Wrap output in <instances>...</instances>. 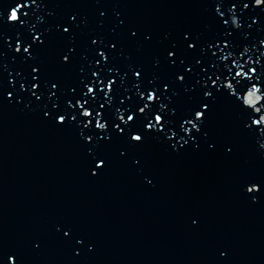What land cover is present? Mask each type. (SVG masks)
<instances>
[{"label":"snow or ice","instance_id":"obj_1","mask_svg":"<svg viewBox=\"0 0 264 264\" xmlns=\"http://www.w3.org/2000/svg\"><path fill=\"white\" fill-rule=\"evenodd\" d=\"M124 6L13 0L0 10V108L70 137L89 180L121 167L154 188L158 149L191 151L229 168L240 202L264 207V164L242 155L244 142L264 162V0H195L201 25L160 32L131 22ZM222 106L235 117L228 130L217 124ZM189 222L198 232L199 217ZM53 241L72 264L97 248L63 217L23 245L0 241V264H28ZM210 264H235L231 244L213 242Z\"/></svg>","mask_w":264,"mask_h":264},{"label":"water","instance_id":"obj_2","mask_svg":"<svg viewBox=\"0 0 264 264\" xmlns=\"http://www.w3.org/2000/svg\"><path fill=\"white\" fill-rule=\"evenodd\" d=\"M12 3L0 0V10ZM122 3L131 22L157 32L206 19L195 0ZM234 121L222 106L218 126L228 130ZM158 152L154 188L121 167L89 180L70 137L31 114L0 108V241L23 245L46 235L55 220L72 217L95 238L88 264H210L215 241L231 244L235 264H264V207L236 198L229 168L191 151ZM242 155L251 167L264 164L244 142ZM193 215L200 219L198 232L189 222ZM27 261L72 264V257L53 241L38 255L28 253Z\"/></svg>","mask_w":264,"mask_h":264}]
</instances>
